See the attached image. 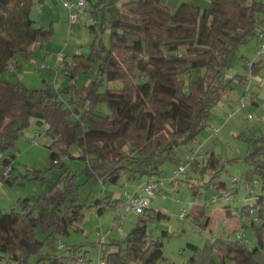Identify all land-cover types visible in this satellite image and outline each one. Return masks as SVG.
Instances as JSON below:
<instances>
[{
    "label": "trees",
    "instance_id": "trees-1",
    "mask_svg": "<svg viewBox=\"0 0 264 264\" xmlns=\"http://www.w3.org/2000/svg\"><path fill=\"white\" fill-rule=\"evenodd\" d=\"M44 1L0 0V30L7 36L0 38V75L9 63L16 69V53L30 57L37 44L42 46L53 37L52 23L45 28L29 17L31 8ZM105 1L97 0L91 15L97 21L101 11V30H109V45L103 43L93 23L90 52L64 55L61 63L69 81L92 72L94 77L81 88L69 84L56 91L47 83L27 88L0 77V152L13 147L34 120L51 139V164L61 162L57 165L60 174L39 196L40 207L29 198H19V210L0 213V264H35L31 258L45 242L78 229L85 208L96 207L101 214L104 203L112 201L110 195H102L88 204L78 203L73 198L77 173L64 164L65 156L83 160L82 173L103 185L116 184L126 175L154 178L162 172L165 159H179L176 149L206 126L212 107L233 87L232 81L246 82V76H226L229 57L248 38L255 36L259 41L264 33L260 18L264 2L258 0H212L205 8L182 2L174 11L162 0H122L110 19L105 17ZM260 62L251 63V74ZM208 71H212L210 78ZM62 93L70 95L65 102ZM238 136L253 145L246 160L261 179L254 202L238 212L243 220L250 217L251 226L258 222L253 226L255 241L243 244L216 237L202 248L188 243L193 253L185 264H210L214 254L218 264H225L226 259L232 264H260L256 254L264 251V137ZM188 168L186 181H203L211 194L226 188L221 177L224 165L212 151ZM224 206L229 214V204ZM139 215L123 247L100 248L106 264H164L162 245L169 233L161 230L152 237L148 227L149 221L164 214L147 207ZM37 232L44 237L39 238ZM78 255L87 257L72 246L66 255L46 254L36 263L76 264Z\"/></svg>",
    "mask_w": 264,
    "mask_h": 264
},
{
    "label": "rangeland",
    "instance_id": "rangeland-1",
    "mask_svg": "<svg viewBox=\"0 0 264 264\" xmlns=\"http://www.w3.org/2000/svg\"><path fill=\"white\" fill-rule=\"evenodd\" d=\"M122 0H106V19H110L113 10L120 5ZM167 7L174 11L182 3H191L201 8L208 7L212 0H162ZM252 0H248L250 3ZM264 2V0H258ZM53 2V3H52ZM97 0H86L85 10L82 12L76 23L70 22L69 11L63 6L62 1L50 0L47 4L33 6L29 12V17L38 25L49 28L52 23L54 29L53 37L42 46L37 45L31 51L30 57H25L21 53H16L14 59L18 61V66L14 71L5 70L0 77L9 82H18L27 88H41L44 83L49 84L53 90L60 91L65 86L72 84L75 88H81L94 76L92 72L80 73L72 81L61 71V63H58L60 55L71 56L78 51V54L87 55L94 39V33L90 25L95 23L101 39L105 45H109V30H101L100 10H98L99 20L96 21L91 15L94 4ZM52 7H50L49 5ZM263 19L264 13L260 14ZM55 27V28H54ZM7 37L0 30V38ZM259 42L255 36L248 38L240 44L237 50L229 57L226 68V76L235 75L246 76V82L240 83L232 81V88L227 90L218 103L211 109V114L206 119V126L196 135L193 140H186L176 149L179 159L169 161L165 159L162 172L158 176H153L159 182V191L154 197H148V209L160 211L164 214L159 220L149 221L148 227L152 237L160 234L161 230L168 231V236L163 239L164 264H185L193 253V249L187 244L192 243L198 247L208 245L216 237L227 240H234V228L230 229L237 216L226 214V207L221 202L210 204L208 202L212 189L205 188L203 181L189 179L173 174L180 165H184V154L192 148H197L198 152L206 157L208 152L217 155L224 165L222 179L232 191V200L229 203L231 211L237 208L241 211L245 204H252L255 197L245 194L244 183L234 182V178L246 180L252 187L255 194H258L261 186V179L258 174L252 172V164L246 160L249 150L253 145L248 143L242 136L264 137V55L257 56L256 50ZM261 61V65L255 73H250L249 62ZM210 78L212 71L206 72ZM111 85V84H110ZM69 94H61L60 97L65 102ZM240 97L245 99L247 107L236 112L230 118L226 114L235 108ZM251 99H256L257 104H252ZM250 115V118L247 116ZM218 128L216 134H212V128ZM41 126L36 125L34 120L24 128L17 137L14 146L4 152L0 159V166L3 161L9 160L13 164L10 180L0 179V213L9 211L11 208L19 210L17 200L29 198L31 203L40 207V195H44L46 190L60 174V161L56 166L51 164L49 159L50 149L48 147L51 139L44 135H35V131L41 132ZM34 141V143H32ZM71 153L76 151L71 148ZM63 162L77 173V189L73 198L78 203L88 204L97 197L110 195L109 204L104 203V210L99 214L96 207H87L83 210L81 220L76 224L78 229H70L68 234L57 236L45 242L40 251L31 258L35 264H47V261L36 259L49 255H66L70 247H76L77 254H85L91 261L97 260L98 252L102 246L108 250H116L119 246H124V240L129 229L140 217L134 212H125L122 208L124 191L132 192L140 185L146 177L129 178L128 175L121 177L116 184L103 185L95 178H87L82 170L85 162L71 156H65ZM189 170V168H188ZM1 173V170H0ZM194 177V175H191ZM196 177V176H195ZM208 176H204L207 180ZM60 186V184H59ZM161 194H167L163 198ZM119 199L117 203H114ZM252 217L256 215L253 210ZM184 212V218L179 217V213ZM122 218V219H121ZM209 219V224L203 226ZM224 219L227 220L224 225ZM241 219V218H240ZM242 220V219H241ZM258 224L254 222V227ZM114 226V227H113ZM250 225V217H245L239 222L237 229L244 238H248L252 243L255 241L254 227ZM227 228V230L225 229ZM39 238L44 235L37 232ZM104 236L101 241L100 237ZM114 241L115 244H110ZM251 243V244H252ZM61 244L62 249L57 245ZM106 244V245H105ZM260 264H264V251L259 250L256 254ZM218 257L214 254L210 264H218ZM225 264H232L229 259Z\"/></svg>",
    "mask_w": 264,
    "mask_h": 264
},
{
    "label": "built area",
    "instance_id": "built-area-1",
    "mask_svg": "<svg viewBox=\"0 0 264 264\" xmlns=\"http://www.w3.org/2000/svg\"><path fill=\"white\" fill-rule=\"evenodd\" d=\"M58 1V0H57ZM62 1L63 6L69 11V17L71 23H76L79 20V17L81 16L82 12L85 10L86 7V0H59ZM259 47L256 50L257 56L264 55V33H261L259 35V41H258ZM74 54H78V51H76ZM60 63L61 60H63V55L59 56ZM253 61L249 62V66L251 65ZM8 70L14 71L15 68L12 63L8 64ZM247 107V103L245 102V99L243 97H240L238 100V104L235 108H232L227 114L226 117L230 118L233 116L236 112H240L244 110ZM251 116L248 115L247 118H250ZM212 134H216L218 132V128H212L211 129ZM44 134L43 129H41V132L35 131V135ZM34 143V141L32 142ZM4 156L3 153L0 152V159H2ZM203 155L198 152V149L195 148L191 151H188L184 154V165H180L176 171L174 172V178L177 176L185 177L187 174V168L188 165L196 160L202 159ZM54 163H58V160H55ZM0 179H10L11 177V171H12V162L3 161L2 165L0 166ZM243 182L245 187V194L246 195H254V192L252 190L251 185L246 180H242L240 178H234V182ZM159 191V182L157 179L154 178H147L145 179L138 187L132 191H124L123 196L124 200L122 202V208L125 212H134L137 214H140L143 212L144 209L148 207L147 198L154 197L156 195V192ZM163 198L167 197V194H161ZM232 191L226 187L225 189L214 192L211 194L208 202L210 204H217L218 202H221L222 204H229L232 200ZM185 214L184 212L179 213L180 218H184ZM122 219V218H121ZM224 223V221H223ZM114 227V226H113ZM235 240H238L239 242L243 244H250V240L248 238H244L242 234L240 233V230L234 231ZM104 239V236L100 237V240L102 241ZM58 249H62L63 246L61 244L57 245ZM76 264H106V260L104 258V255L101 251V249L98 252L97 260L91 261V259L78 255L77 257V263Z\"/></svg>",
    "mask_w": 264,
    "mask_h": 264
},
{
    "label": "crops",
    "instance_id": "crops-1",
    "mask_svg": "<svg viewBox=\"0 0 264 264\" xmlns=\"http://www.w3.org/2000/svg\"><path fill=\"white\" fill-rule=\"evenodd\" d=\"M47 1H50V0H45L43 4H47ZM52 3H53V2H52ZM36 5H37V6H41V5H38V4H36ZM36 5H34V7H35ZM48 5H49V4H48ZM49 6L52 7L51 5H49ZM54 28H55V27H54ZM37 45H38V44H37ZM252 61L254 62V60H252ZM251 103L256 105V104H257L256 99H251ZM193 149H195V148H193ZM229 211H230V212H229V215L237 216V217L239 218L238 221H237V220H234V221H233L234 223H232V226H231V228H230V229H233V228H234L233 230H237V226H239V222L242 221L243 219H242V218H241L242 220L240 219V216L238 215V212H239V211H238L237 208H234L233 211H231L230 208H229ZM226 222H227V220L224 219V225L226 224ZM208 224H209V219H208L207 225H208ZM207 225H206V226H207ZM225 229L227 230L226 227H225Z\"/></svg>",
    "mask_w": 264,
    "mask_h": 264
}]
</instances>
